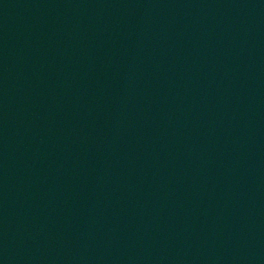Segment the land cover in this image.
I'll list each match as a JSON object with an SVG mask.
<instances>
[{
  "label": "water",
  "instance_id": "obj_1",
  "mask_svg": "<svg viewBox=\"0 0 264 264\" xmlns=\"http://www.w3.org/2000/svg\"><path fill=\"white\" fill-rule=\"evenodd\" d=\"M0 264H264V0H0Z\"/></svg>",
  "mask_w": 264,
  "mask_h": 264
}]
</instances>
